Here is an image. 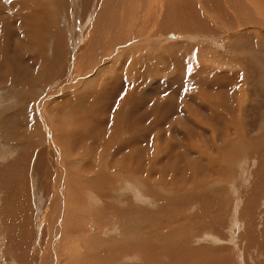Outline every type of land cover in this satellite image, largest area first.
I'll use <instances>...</instances> for the list:
<instances>
[{
  "label": "rangeland",
  "instance_id": "374dc122",
  "mask_svg": "<svg viewBox=\"0 0 264 264\" xmlns=\"http://www.w3.org/2000/svg\"><path fill=\"white\" fill-rule=\"evenodd\" d=\"M51 1L44 0L47 10L53 7L44 15L53 38L34 28L26 35L22 31L20 42L0 27V42H11V53L3 48L0 53V264H264V0H256L252 13L260 22L247 18L244 26L218 0H149L147 7L136 0L134 21L128 24L124 1L115 19L114 10L105 17L116 24V34L124 32L123 45L98 64L79 56L74 41L86 38L87 16L99 10L93 0ZM104 25L101 33L107 35ZM33 35L43 42H34ZM19 44L32 47L22 50V59L15 48ZM136 46H156L149 69L144 59L128 58L119 63V85H114V71L102 77L104 82L96 76ZM166 126L171 142L163 138ZM69 157L81 162L78 172L89 170L86 179L95 186H74L76 194L68 186L59 197ZM153 165L158 167L148 171ZM230 165L226 179L223 171ZM102 174L112 182L115 174L117 184L108 185ZM73 176L68 182L76 183ZM219 178L223 192L203 185ZM54 196L62 199L56 201L61 207L76 198L75 208L53 213ZM67 228L81 237H69ZM172 235L189 243L171 255L144 252L150 243L169 246ZM144 237L149 242L143 245Z\"/></svg>",
  "mask_w": 264,
  "mask_h": 264
},
{
  "label": "bare ground",
  "instance_id": "6f19581e",
  "mask_svg": "<svg viewBox=\"0 0 264 264\" xmlns=\"http://www.w3.org/2000/svg\"><path fill=\"white\" fill-rule=\"evenodd\" d=\"M51 1V0H50ZM77 1V0H76ZM100 1V3H101V5H98V3L96 2V0H93V2H92V4H93V8H97V9H99L98 10V12H96V10L94 11V12H91V13H89L88 14V21H90L89 22V31H88V33H87V35H86V38H85V36H84V39H80V38H77L76 40H74L75 41V43L77 44V45H79L78 43H80V45L79 46H75V48H76V50H77V54H79V56H81V57H88V58H93V60L95 61V63H99V62H102L103 61V59H104V56H105V54L107 55V54H109L110 55V52H113L114 50H115V48L117 49V46L119 47V46H121V44L123 45V42H121V40H125V37L123 38V36H122V34H124V32L123 33H120L119 35L118 34H116L115 33V25L116 24H114L113 22H109V20H108V22L107 21H105V17L107 16V14L109 13V12H111V11H113L114 10V13H110V16H111V14H113V16H112V18L113 19H115L116 18V16L114 17V15L116 14V12H115V10L119 7V5L120 4H123L124 3V1H125V5L124 6H122V7H124L123 9L124 10H127L129 13V19H128V24H130V22L131 21H134V17H135V14H136V12L135 11H133L134 9L136 10V5H134L137 1L136 0H127V2H126V0H99ZM141 0H138V2H140ZM146 0H144V3H145V7H147L148 6V4H151V3H149L148 1L149 0H147L146 2H145ZM155 1V0H154ZM219 1V3L220 4H223L224 6H225V9L227 10V9H229V11L233 14V18H235V19H233L234 21L236 20V22H237V24L238 25H240V26H244V24H245V20H247V18H249V20H250V23L252 22V21H254L253 23H254V25H256L257 24V21H258V23L260 22V20L259 19H255V17L252 15V13H254V11L256 10V8H257V1L256 0H218ZM259 1V0H258ZM52 2V1H51ZM78 2V1H77ZM76 2V3H77ZM81 2V1H80ZM87 2V1H86ZM130 2L133 4L132 6H130ZM260 2V1H259ZM262 2V1H261ZM44 3H46V4H49V3H47V2H44V0H0V15H2V16H0V22H1V26L0 27H3V29H5L6 31H12V32H14L15 33V35L17 36V37H19V39H20V42H22V40H21V37H20V33H22V31H23V34H27V32L26 31H30L31 29H34V28H36L39 32H42V34H43V32H46V31H48L47 33H48V35L51 33L50 31H52L51 29H50V22H49V20H48V18H49V15L48 14H46V15H44L45 13H47L48 11H50L49 9L47 10L46 9V7H45V4ZM129 3V4H128ZM188 3V2H187ZM86 4V3H85ZM126 4H128L127 6H126ZM52 5V4H51ZM264 5V4H263ZM47 6V5H46ZM53 6V5H52ZM79 6V5H78ZM154 6V5H153ZM158 6V5H157ZM160 6V5H159ZM50 7V5L48 6V8ZM52 8L53 7H51V11H52ZM76 9L78 8V7H75ZM121 9V8H120ZM119 9V10H120ZM155 9V8H154ZM118 10V9H117ZM153 10V9H152ZM50 11V12H51ZM155 11V10H154ZM54 12V11H53ZM138 12V11H137ZM247 13V16L244 14V13ZM120 13V12H119ZM155 12H152V14L150 13V15L148 16V18H146L147 20L150 18V16H152L153 14H154ZM124 14V13H123ZM117 15V14H116ZM245 15V16H244ZM255 15V14H254ZM118 16H120V15H118ZM155 16H157V15H155ZM161 17V16H160ZM110 19H112L111 17H109ZM108 18V19H109ZM125 18V17H124ZM138 18H140V17H138ZM72 19V18H71ZM104 19V20H103ZM107 19V18H106ZM121 19H123V18H121ZM139 20V19H138ZM177 20H179L178 18H177ZM72 21V20H71ZM82 21V20H81ZM110 21H112V20H110ZM146 21V20H145ZM248 21V20H247ZM120 22H122V21H120ZM124 22V21H123ZM140 22V21H139ZM5 23L7 24V25H5ZM55 23V22H54ZM72 23V22H71ZM103 23H105V25L104 26H107V28L106 29H109V33L106 35V30H105V32H103V33H101L102 32V30H103ZM131 24H133L132 22H131ZM144 24V21H143V19H142V21H141V26ZM264 24V23H263ZM85 25H87V24H85ZM259 25V24H258ZM258 25H257V27H258ZM261 25V24H260ZM84 26V25H83ZM88 26V25H87ZM130 26V25H129ZM128 26V28H130ZM137 27V26H136ZM136 27H134L135 29H133V30H135L136 31V29H138V28H136ZM262 27V26H261ZM2 29V28H1ZM80 29V28H79ZM130 30V29H129ZM84 31V30H83ZM58 32H59V30H58ZM81 32V31H80ZM79 32V33H80ZM119 32H121V30L119 31ZM70 33H71V29H70ZM114 33H115V35H117L116 37L117 38H115V35H114ZM11 34V33H10ZM13 34V33H12ZM11 34V35H12ZM54 34V31H53V33L52 34H50L49 36H51L52 37V35ZM138 34V33H137ZM7 35V34H6ZM14 35V34H13ZM103 35H105V36H103ZM22 36V35H21ZM72 36V35H71ZM70 36V37H71ZM141 36V35H140ZM159 36H161V35H159ZM159 36H158V38H159ZM113 37L115 38V39H113ZM121 37V38H120ZM163 37V36H162ZM8 38V37H7ZM41 39H37V36H32V39H33V41L34 42H39V44L40 43H42L43 42V39L44 38H42V37H40ZM53 38V37H52ZM82 38V37H81ZM123 38V39H122ZM7 40V39H6ZM5 40V41H6ZM35 40H37V41H35ZM160 40V39H159ZM45 41L47 42L48 41V39L46 40L45 39ZM13 42V41H12ZM15 42V41H14ZM10 43L11 42H8V40L5 42V46L3 45L4 44V41H2V42H0V53H2L3 51H5L4 52V54L6 53H8L7 55H9L10 53H11V45H10ZM73 43V42H72ZM18 44V43H17ZM17 44H15L16 46H17ZM219 44V43H218ZM19 45H21V44H19ZM23 45L24 44H22L21 45V48H18V47H15V48H17V50H19V52H17V53H19L18 55L21 57V59L23 58V56H22V53H24V52H22V50H25V49H27V48H29L30 46H24V47H27V48H23ZM27 45H30V44H27ZM142 45V44H141ZM175 45V44H174ZM174 45H171V46H173V47H175ZM181 45V44H180ZM184 45V44H183ZM32 46V45H31ZM182 46V45H181ZM8 47H9V50H7L8 49ZM156 46H149V47H146V48H143V50H139L140 48H138L137 46L136 47H133V49H131V51H129L128 49L125 51V52H123L122 51V54H124V58H123V60H121V61H118L117 59H116V56H115V58L109 63V64H107V65H104V66H100L101 68H100V70L99 71H96L97 72V74H96V76H99L100 78H101V80L104 82V79L102 78V77H104L105 79H106V75H108V74H112L113 72L112 71H114V74H118V77L116 78V82H114V85H119V80H120V77H121V74H120V72H121V69L123 68V67H121L120 65H119V63H125V60L126 59H128V58H132V60H135L136 62L137 61H139L140 63H144L143 62V60L142 59H144L145 60V63H146V66H147V68L149 69V62H148V58H149V55H150V53L151 52H153V50H154V48H155ZM170 47V46H169ZM183 47H185V46H183ZM182 47V48H183ZM1 48H3V49H1ZM30 48H32V47H30ZM163 48L164 47H162V50H163ZM166 48V47H165ZM172 48V47H171ZM105 49V50H104ZM173 49V48H172ZM3 50V51H2ZM17 50H15V51H17ZM10 51V52H9ZM15 51H12V52H15ZM76 54V53H75ZM74 54V55H75ZM114 54V53H113ZM122 54L120 55L121 56V59H122ZM25 56V55H24ZM42 56V55H41ZM111 56V55H110ZM110 56H106V57H110ZM4 57V56H3ZM19 57V58H20ZM114 57V56H113ZM15 58H17V60H19L18 59V57H15ZM135 58V59H134ZM82 59V58H81ZM84 60V59H83ZM131 60V61H132ZM22 61V60H21ZM84 61H86V60H84ZM155 61V60H154ZM19 62V61H18ZM3 63H4V60H2V62H0V67L1 68H3ZM22 63V62H21ZM112 63H114L115 64V67H113V65H112ZM117 64V65H116ZM133 64V63H132ZM186 64H188V63H186ZM112 65V67L110 68V66ZM144 65V64H143ZM118 66H120V67H118ZM145 66V65H144ZM208 68V67H207ZM5 69V68H4ZM98 69H99V66H98ZM97 69V70H98ZM126 69V68H125ZM130 69V68H129ZM202 71H203V69H205V68H203V67H201L200 68ZM3 70V69H2ZM123 70V69H122ZM188 70V69H187ZM205 70H208V69H205ZM132 70H128V73H130ZM142 71V70H141ZM211 71V70H210ZM112 72V73H111ZM198 72V71H197ZM196 72V73H197ZM214 72V71H213ZM207 73V72H206ZM235 74V73H234ZM208 75H209V73H208ZM213 75V74H212ZM264 75V74H263ZM130 76V75H129ZM206 76V75H205ZM131 77V76H130ZM204 77V76H203ZM217 77V76H216ZM110 78V77H109ZM128 78V77H127ZM132 78H134V77H132ZM94 79H95V77H94ZM111 79H113V78H111ZM131 80V79H130ZM109 81V80H108ZM194 81V80H193ZM102 83V82H101ZM109 83V82H108ZM120 83H121V81H120ZM99 84V83H98ZM101 88V87H100ZM131 88H133L132 86H131ZM130 88V89H131ZM89 89H92V88H89ZM132 90V89H131ZM131 90H129V92L131 91ZM90 91H92V90H90ZM97 91V90H96ZM133 91L134 90H132V93H133ZM93 92H94V90H93ZM92 92V93H93ZM129 94V93H128ZM127 95V94H126ZM127 98H129V97H127ZM246 106V105H245ZM246 113V112H245ZM241 114V113H240ZM240 114H238V119L239 118H241L240 116L242 115H240ZM240 115V116H239ZM191 117V116H190ZM192 119V122H195V118L192 116L191 117ZM28 121V120H27ZM238 122V121H237ZM240 122H241V119H240ZM196 124V123H195ZM248 123H246V125H247ZM160 126V125H159ZM240 128V127H239ZM162 128H160L159 129V131L161 130ZM263 129H264V127H263ZM262 129V130H263ZM146 132H148L147 131V129H146V131L144 132V133H141L140 135V138L141 139H143V136L145 137L146 136ZM162 132H163V134H164V140H166L167 142H171V139H168V138H166V137H171L169 134H170V126H166L164 129H162ZM227 134H228V132H227ZM147 135H148V133H147ZM198 134H196V136H197ZM179 136V135H178ZM188 136V135H187ZM68 137V135H66V138ZM153 137V136H152ZM65 138V139H66ZM71 139V138H70ZM68 140V139H67ZM144 140V139H143ZM137 141V140H136ZM188 141V140H187ZM250 141V140H249ZM248 141V142H249ZM139 143V142H138ZM141 143V142H140ZM189 143H190V141H189ZM243 143V142H242ZM138 145V144H137ZM193 145H195V144H193ZM225 145H227V144H225ZM146 146V145H145ZM201 146V145H200ZM156 147V146H155ZM154 147V148H155ZM186 147V149L185 150H189L190 149V147H189V149L187 148V145L185 146ZM161 148V147H160ZM166 148V147H165ZM70 149V148H69ZM68 149V150H69ZM143 149V148H142ZM163 149V148H162ZM149 150V149H148ZM147 150V151H148ZM192 150V149H191ZM144 151V150H143ZM226 151V150H225ZM230 151V150H229ZM236 151V150H235ZM242 151V150H241ZM53 152V151H52ZM188 152H190V151H188ZM192 152V151H191ZM194 152V151H193ZM235 153H237V152H235ZM55 154V153H54ZM66 154V153H65ZM157 154V153H156ZM156 154H154V155H156ZM160 154V153H159ZM165 155V154H164ZM174 155V154H173ZM230 155H232V157H235V156H233L234 154L232 153V154H230ZM71 156V155H70ZM199 156V155H198ZM158 157H160V156H158ZM165 157V156H164ZM163 157V158H164ZM67 158V157H66ZM147 158V157H146ZM145 159V158H144ZM162 161H164L165 159H162V158H160ZM168 159V158H167ZM171 159V158H170ZM205 159V158H204ZM223 159V158H222ZM236 159V158H235ZM72 159L69 157V159H67V163H68V167H69V170L70 171H67L66 170V174H64L65 175V179H64V186L61 188V192H60V195H59V197L60 196H62L63 195V193L64 192H68V186L72 189V191L76 194V191H75V187H78L79 185H80V189H82V187H85V188H91V187H93V186H95V183L94 182H92L91 181V175L89 176L90 178L89 179H86L88 176H86L85 175V172L87 171H89V170H86L85 171V169L84 170H82V171H80V172H78V170L80 169L76 164H79V162H78V160L76 159V161L74 160V161H71ZM81 160V159H80ZM138 160H140V159H138ZM158 160V159H157ZM172 160V159H171ZM202 160V159H201ZM71 161V162H70ZM170 161V160H169ZM173 161V160H172ZM140 162V161H139ZM150 162V161H149ZM230 162V161H229ZM233 162V161H232ZM81 163V162H80ZM142 163V162H141ZM163 163V162H162ZM237 163V162H236ZM125 165L127 164L126 162L124 163ZM129 164V163H128ZM159 164V163H158ZM164 164H165V162H164ZM81 165V164H80ZM85 166H86V164H84ZM83 165V166H84ZM113 165H115V164H113ZM157 165V164H156ZM155 165V166H156ZM174 165V164H173ZM176 165V164H175ZM64 166V165H63ZM124 166V165H123ZM126 166H128V165H126ZM137 166V165H136ZM147 166H148V164H147ZM150 166V165H149ZM154 165L153 166H151L150 168H149V170L148 171H150V169H152L153 167H155ZM164 166H166V165H164ZM195 166V165H194ZM236 166V165H235ZM243 166V165H242ZM115 167V166H114ZM156 167H158V166H156ZM155 167V168H156ZM64 168H66V167H64ZM141 168V167H140ZM147 168V167H146ZM170 168V167H169ZM227 168H228V170H224L223 171V173L225 172V178L226 179H228V172H230V171H232V165H230V166H227ZM226 168V169H227ZM118 169V168H117ZM154 169V168H153ZM176 169V168H175ZM217 169V168H216ZM235 169V168H234ZM112 170V169H111ZM143 170V169H142ZM174 170V169H173ZM220 170V169H219ZM222 170V169H221ZM237 170V169H236ZM146 171V170H145ZM148 171H147V176H148ZM157 171H159V170H157ZM162 171V170H161ZM166 171V170H165ZM204 171V170H203ZM240 171V170H239ZM91 172V171H90ZM144 172V171H143ZM153 172H155V171H153ZM94 173V172H93ZM137 173V172H136ZM135 173V174H136ZM150 173V172H149ZM176 173V172H175ZM231 173V172H230ZM234 173V172H233ZM139 174V173H138ZM152 174V173H151ZM161 174V173H160ZM159 174V175H160ZM177 174V173H176ZM71 175H77V176H73L77 181H76V183H75V181H73V180H70L69 182H68V180H69V178L68 177H71ZM104 174H102V176H103ZM134 175V174H133ZM133 175H131V176H133ZM150 175V174H149ZM163 175V174H162ZM162 175H160L161 176V180L159 179L158 180V183H160L159 181H161V183H163V178H162ZM173 175V174H172ZM194 175V174H193ZM135 176V175H134ZM175 176V175H174ZM104 177V176H103ZM164 177V176H163ZM166 177V176H165ZM195 177V176H194ZM194 177L192 178V183L195 185V183L193 182L194 180ZM232 177V176H231ZM73 178V179H74ZM116 181H111V179H110V177L109 176H105L104 178H103V181L105 180L107 183H108V185L109 184H117V182H118V177H115V174H114V177H113ZM156 178H157V176H156ZM189 179H190V177H188ZM223 178V177H222ZM72 179V178H71ZM136 179V178H135ZM150 179H152V178H150ZM181 179V178H180ZM183 179V178H182ZM155 180V179H154ZM199 180V179H198ZM230 180V179H229ZM148 181V180H147ZM152 181V180H151ZM155 181H157V180H155ZM154 181V182H155ZM222 181V182H221ZM235 181H236V179H235ZM91 182V183H90ZM135 182V181H134ZM179 182V181H178ZM102 183V182H101ZM128 183V182H127ZM126 183V184H127ZM156 183V182H155ZM157 183V184H158ZM176 183V182H175ZM187 183V182H186ZM191 183V182H190ZM136 184H137V182H136ZM201 184V183H200ZM210 186L208 185V182L206 183V184H203L204 186H205V188L206 187H208V188H210V189H213V190H216V192L217 193H220V192H223L224 191V189H222L223 188V180H220V178L219 179H217L216 181H214V182H212V181H210ZM160 185H162V184H160ZM167 185V184H166ZM177 185V184H176ZM178 185H180V184H178ZM75 186V187H74ZM147 186H149V184H146V188L148 189L149 187H147ZM175 186V185H174ZM195 186H197V188H199V189H201L202 190V184L201 185H195ZM61 187V186H60ZM179 188H180V186H178ZM185 187V186H184ZM183 187V188H184ZM171 188V187H170ZM181 188H182V186H181ZM195 188V187H194ZM204 188V187H203ZM219 188V189H218ZM104 189V188H103ZM150 189V188H149ZM188 189V188H187ZM192 189H193V187H192ZM218 189V190H217ZM165 190V189H164ZM180 190V189H179ZM178 190V191H179ZM182 190H185V189H182ZM188 190H190V188L188 189ZM78 191V190H77ZM134 191V190H133ZM192 191H194V190H192ZM191 191V193H194V192H192ZM198 191V190H197ZM70 192V191H69ZM180 192V191H179ZM199 192V191H198ZM175 193V192H174ZM177 193V192H176ZM191 193H189V194H191ZM67 195H68V193H66ZM70 194H71V192H70ZM152 194V193H151ZM157 194V193H156ZM172 194V193H171ZM66 195V196H67ZM188 195V194H187ZM69 196V195H68ZM198 196V195H197ZM55 197V202H54V204H52V206H56V208H54V210H53V213H55V210L57 211V213L56 214H59L60 213V209L61 208H63L64 210H66L67 208H71L72 209V207H74V205H71V204H73L74 203V199H76V198H72V197H68L69 199L67 200V203L70 205V206H68V207H61L60 205H56V203L59 201V200H61L62 201V199H58L59 197H56V196H54ZM74 197V196H73ZM159 199H160V197L159 196H157ZM156 197V198H157ZM188 197V196H187ZM191 197V196H190ZM143 198V200H142V202L144 201V196L142 197ZM142 198H140V199H142ZM152 198V197H151ZM161 198H162V196H161ZM189 198V197H188ZM89 199V198H88ZM170 199V198H169ZM184 199V198H183ZM146 200V199H145ZM165 200V199H164ZM57 201V202H56ZM90 202H91V200H89ZM160 201V200H159ZM183 201V200H182ZM181 201V202H182ZM60 202V201H59ZM146 202V201H145ZM185 203V202H184ZM79 204V203H78ZM90 205H92L91 203H90ZM51 206V207H52ZM75 208V207H74ZM91 211V210H90ZM50 212V211H49ZM62 212H64L65 213V211H62ZM63 213V214H64ZM67 213V212H66ZM69 213V212H68ZM70 213H71V211H70ZM143 213V212H142ZM50 214V213H49ZM148 214V213H147ZM71 215V214H70ZM52 216H53V221H56V216L55 215H53L52 214ZM67 215H66V218L65 219H67ZM155 218V217H154ZM136 219V218H135ZM139 219V218H138ZM148 219V218H147ZM68 220V219H67ZM71 220V219H70ZM69 220V221H70ZM137 220V219H136ZM146 221V220H145ZM65 222H66V220H65ZM134 222V221H133ZM68 223H70V222H68ZM148 223V222H147ZM147 223H146V226H145V224H144V226H145V229L144 230H146V236L148 237V235H149V230H150V228L148 227V225H147ZM150 223V222H149ZM71 224V223H70ZM57 225V224H56ZM67 225H69V224H67ZM72 225V224H71ZM77 225V224H76ZM75 225V226H76ZM79 225V224H78ZM143 225V223L141 224V226ZM163 226V225H162ZM151 227V226H150ZM52 228V227H51ZM139 228H141L140 226H139ZM154 228H156V227H153V230H154ZM168 228V227H167ZM171 228V227H170ZM173 228H175V227H173ZM53 229V228H52ZM55 229V228H54ZM83 229V228H82ZM165 229V228H164ZM58 230V229H57ZM67 231H68V233H69V237H72V236H75V235H77V234H80V232L77 230V229H66ZM96 230V229H95ZM118 232L119 233H121L120 232V228H118ZM59 231V230H58ZM158 231V230H157ZM157 231H156V233H157ZM160 231V230H159ZM170 231V230H169ZM50 232V231H49ZM56 232L57 231H52L51 232V234H52V237H51V235H50V237L52 238V239H54V236H55V234H56ZM115 232V231H114ZM117 232V231H116ZM125 232H126V230H125ZM161 232H163V230L161 231ZM159 233V234H161L162 235V233ZM60 233H62V234H64V231L63 230H60ZM152 233V232H151ZM123 234V233H122ZM58 235V234H57ZM119 235V234H118ZM124 235V234H123ZM152 235V234H151ZM79 238L81 237V235H77ZM100 236V235H99ZM120 236H121V234H120ZM120 236H119V238H120ZM145 236V237H146ZM122 237V236H121ZM143 238L144 239V241L142 242V240H141V243H143V245L146 243V242H149L148 240H147V238ZM151 237V236H150ZM161 237V236H160ZM110 238H114V236H109V239ZM142 238V237H141ZM163 238V237H162ZM175 237H173V235H172V238L170 239V240H168V238H167V240H168V242L170 243H168L169 244V246H159V247H154L151 243L150 244H148V245H146L145 246V249H144V252L147 254V250H146V248H148L150 251H153V252H157L158 253V251H162L163 250V253L165 252V253H168V254H172L171 252H172V250L174 249V248H178V249H180V248H182V249H184L183 248V244H186V239L184 238L183 240H177V239H174ZM115 239H116V237H115ZM115 239H112V241L114 240L115 241ZM123 239V238H122ZM126 239H128V238H126ZM135 239H136V237H135ZM188 239V238H187ZM210 239V238H209ZM56 240V239H55ZM117 240V239H116ZM124 240V239H123ZM140 239H137V242L139 241ZM121 241V240H120ZM126 241V240H125ZM128 241V240H127ZM131 241V240H130ZM53 242V241H52ZM140 242V241H139ZM50 243V242H49ZM59 243V242H58ZM166 243H167V241H166ZM189 243V241L187 242V244ZM123 244V243H122ZM131 244V243H130ZM186 244V245H187ZM156 245V244H155ZM164 245V244H163ZM75 247V246H74ZM186 248H188V247H186ZM192 248V247H191ZM194 248V247H193ZM118 250H121L120 248L118 249ZM199 250V249H198ZM185 251H187V253H189V252H192L191 250H189V249H187V250H185ZM174 252H175V250H174ZM127 253V252H126ZM164 253V254H165ZM194 253V251L192 252V254ZM106 254V253H105ZM174 255H175V253H174ZM174 255L172 256V259L171 260H173V257H174ZM64 256V255H63ZM73 257V256H72ZM98 258V257H97ZM139 258H141V259H144L145 260V257L142 255V256H140ZM151 258V257H150ZM94 259H96V258H94ZM133 259V258H132ZM136 259H137V257H136ZM135 260V259H134ZM177 262H178V257L175 259ZM146 261V260H145ZM180 261V260H179ZM47 262V261H46ZM123 262V261H122ZM132 262H133V260H132ZM175 262V261H174ZM207 262V261H206ZM223 262V261H222ZM42 263H44V262H42ZM74 263V262H73ZM82 263V262H81ZM46 264V263H45ZM55 264H59L58 263V261H55ZM138 264H146L145 262H140V263H138ZM154 264V263H153Z\"/></svg>",
  "mask_w": 264,
  "mask_h": 264
}]
</instances>
